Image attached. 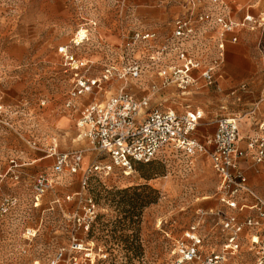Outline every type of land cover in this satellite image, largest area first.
<instances>
[{
    "label": "rangeland",
    "instance_id": "374dc122",
    "mask_svg": "<svg viewBox=\"0 0 264 264\" xmlns=\"http://www.w3.org/2000/svg\"><path fill=\"white\" fill-rule=\"evenodd\" d=\"M225 1L233 21L242 22L249 13L259 25L239 28L238 41H228L212 84L200 79L185 94L162 87L153 52L139 43L126 60L140 62L142 78L106 82L85 103L125 88L138 97L151 95L153 109L200 111L196 135L203 142L222 116L241 119V145L257 136V123L264 120V0ZM182 12L178 0H0V264H50L62 249L67 255L61 264H169L176 242L197 224L205 256L222 250L219 217L210 212L237 215L241 221L250 215L219 201L218 178L207 155L189 158L167 150L150 164H136L129 176L119 169L110 176L90 175L82 189L86 169L101 158L80 137L77 115L66 108L71 81L58 48L72 46L79 32L86 36L73 52L91 62V76L98 77L105 64L123 66L120 51L134 33H154L153 43H163ZM217 33L207 30L205 65L217 56ZM55 143L58 152H83L82 171L55 173V160L48 157ZM243 162L246 173L260 169L251 157ZM42 174L55 183L38 203L35 185ZM86 197L97 210L88 231L79 221ZM6 199L15 205L5 210ZM251 234L246 229L240 250L221 264H256ZM74 239L84 250L69 251Z\"/></svg>",
    "mask_w": 264,
    "mask_h": 264
},
{
    "label": "built area",
    "instance_id": "2783aa9c",
    "mask_svg": "<svg viewBox=\"0 0 264 264\" xmlns=\"http://www.w3.org/2000/svg\"><path fill=\"white\" fill-rule=\"evenodd\" d=\"M178 1L182 4L183 12L174 20L172 34L163 43H153L157 38L154 33H134L120 51L123 66L105 64L98 77L91 76L93 64L73 52V47H79L86 41V36L81 37L79 32L75 35L72 46L64 45L58 48L64 71L70 75L71 81L66 108L77 115L80 137L88 139L101 158L86 170L82 189L87 188L90 175L110 176L115 169L121 170L125 175L131 174L136 164H150L167 150L189 158L207 155L218 178L219 201L231 210L238 209L242 212L248 209L251 213L241 221L237 215L224 217L221 212H210L211 215L219 217L216 226L224 239L222 250L205 256L204 238L198 234L200 224H197L185 233L183 239L176 242L173 251L175 259L169 264L226 262L230 253L237 254L240 250V240L246 229L252 231L249 249L257 257L256 264H264V197L249 187L246 172L242 167V162L248 157H251L254 163L264 166V121L259 124L258 135L248 140L246 149H241V119L238 116L219 118L215 134L203 142L196 136L203 117L198 110L179 113L170 109H153L151 95L138 97L125 88L100 102L84 101L101 90L104 83L113 79L127 82L129 78H142L144 68L140 62L126 60L127 52L133 51L139 43H146L153 52L151 59L158 69L162 87L174 86L184 93L200 79L212 84L216 77L215 72L225 58L228 41H238L236 31L239 28L250 24L255 29L259 25L258 19L252 15L246 16L242 22L233 21L225 0ZM209 28L218 31L217 56L205 65L203 55L209 47ZM196 72H199L200 76H196ZM152 90L157 91L155 87H152ZM53 146L48 157L54 158V170L57 175L62 176L66 172L77 174L81 171L84 160L82 151L58 152V146ZM2 181L1 179L0 185ZM53 183L55 182L47 174L37 178L35 191L38 203L52 188ZM249 198L254 200V204L250 206ZM84 201V213L79 217V221L88 231L96 218L97 210L91 197H86ZM13 205L14 200L6 199L4 209ZM205 215L209 214L204 213L203 216ZM82 250V241L74 239L69 251ZM66 255V250H60L50 264H61Z\"/></svg>",
    "mask_w": 264,
    "mask_h": 264
},
{
    "label": "crops",
    "instance_id": "0c3cea01",
    "mask_svg": "<svg viewBox=\"0 0 264 264\" xmlns=\"http://www.w3.org/2000/svg\"><path fill=\"white\" fill-rule=\"evenodd\" d=\"M226 2V1H225ZM228 9H229V5H228ZM248 15H252V14H249V13H247V14H245L244 15V18L242 19V20H240V21H243L244 19H245V17L246 16H248ZM252 16H254V15H252ZM255 18H256V16H254ZM256 19H259V18H256ZM229 43V42H228ZM232 48L230 47L229 48V50H231ZM196 76L198 75V73L196 72V73H194ZM185 93H187V92H184L183 94H185ZM175 111V110H174ZM196 111V110H195ZM252 112H251V114L253 113L254 115L256 114V112L258 111V108H255V110H251ZM262 121H264V120H262ZM261 121V122H262ZM213 122H217V120H214ZM261 122H259V123H257V124H260ZM66 123V122H65ZM64 123V124H65ZM258 127H259V125H258ZM197 132H198V129H197V131H196V134H197ZM216 132V131H215ZM215 134V133H214ZM214 134H212V135H210L209 137H211V136H213ZM197 136V135H196ZM198 137V136H197ZM248 139H250V138H248ZM248 141V140H247ZM54 145H56L57 146V144L55 143ZM240 148L241 149H246L247 148V142L244 144V145H241L240 144ZM99 160V159H98ZM97 162V161H96ZM96 162H94V163H92L91 165H93V164H95ZM244 164V162H242V165ZM90 167V166H89ZM88 167V168H89ZM243 168H244V166H242ZM87 168V169H88ZM259 170H256V169H250L247 173H246V175H247V178H248V184H249V187L250 188H252V190L256 193V194H258L259 196H261V197H264V184L262 185L261 184V181H263L264 180V166L263 165H259ZM86 169V170H87ZM244 170H245V168H244ZM81 171H82V169H81ZM247 170H245V172H246ZM85 174V173H84ZM84 176V175H83ZM248 204H249V206L250 205H252V204H254V200L252 199V198H249L248 199ZM246 210H248V209H246ZM249 211V210H248ZM249 213H251L250 211H249Z\"/></svg>",
    "mask_w": 264,
    "mask_h": 264
},
{
    "label": "bare ground",
    "instance_id": "6f19581e",
    "mask_svg": "<svg viewBox=\"0 0 264 264\" xmlns=\"http://www.w3.org/2000/svg\"><path fill=\"white\" fill-rule=\"evenodd\" d=\"M130 174H127V176H129Z\"/></svg>",
    "mask_w": 264,
    "mask_h": 264
}]
</instances>
